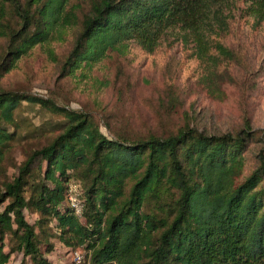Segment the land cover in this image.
Here are the masks:
<instances>
[{
  "label": "trees",
  "instance_id": "trees-1",
  "mask_svg": "<svg viewBox=\"0 0 264 264\" xmlns=\"http://www.w3.org/2000/svg\"><path fill=\"white\" fill-rule=\"evenodd\" d=\"M79 1L85 8L72 0H0V77L64 27L77 30L55 62L60 75L72 77L130 41L152 53L170 35L214 65L219 56L233 58L222 39L236 12L264 21V0ZM23 102L59 120L0 182V264L14 252L19 264H54L40 250L52 221L64 245L87 250L84 264H264V146L258 166L238 180L254 139L249 126L216 135L183 125L157 135L104 120V133L88 113L0 89V167L19 137L14 112ZM72 180L81 216L66 203ZM24 210L38 215L35 223Z\"/></svg>",
  "mask_w": 264,
  "mask_h": 264
},
{
  "label": "rangeland",
  "instance_id": "rangeland-1",
  "mask_svg": "<svg viewBox=\"0 0 264 264\" xmlns=\"http://www.w3.org/2000/svg\"><path fill=\"white\" fill-rule=\"evenodd\" d=\"M72 1L85 8L84 2ZM76 30L73 26L62 28L59 36L44 44V52L32 49L17 60L0 77V89L52 98L67 109L88 113L104 133V120L114 128L157 135L174 132L183 125L216 135L236 133L249 126L254 139L244 152L238 180L258 166L257 153L264 146V21L256 25L236 12L222 39L234 51L233 58L219 56L214 65L201 59L192 44L170 35L152 53L130 41L123 52L110 51L98 63L83 65L74 76L63 77L55 61L69 50ZM14 119L19 137L0 167V182L17 173L41 133L47 135L49 125L59 116L23 102L15 110ZM263 186L264 176L258 188ZM24 214L29 223L38 219L28 210ZM55 230L54 221L48 222L42 235L49 243L40 245L41 252L54 264H84L87 250L64 245L54 235ZM21 261L22 255L14 252L8 264Z\"/></svg>",
  "mask_w": 264,
  "mask_h": 264
},
{
  "label": "built area",
  "instance_id": "built-area-1",
  "mask_svg": "<svg viewBox=\"0 0 264 264\" xmlns=\"http://www.w3.org/2000/svg\"><path fill=\"white\" fill-rule=\"evenodd\" d=\"M66 203L71 207L74 214L81 216L83 212V202L80 198L79 184L75 181H70L65 192Z\"/></svg>",
  "mask_w": 264,
  "mask_h": 264
}]
</instances>
